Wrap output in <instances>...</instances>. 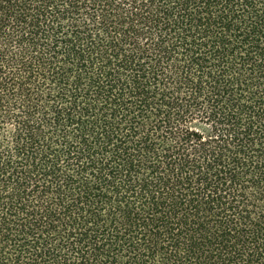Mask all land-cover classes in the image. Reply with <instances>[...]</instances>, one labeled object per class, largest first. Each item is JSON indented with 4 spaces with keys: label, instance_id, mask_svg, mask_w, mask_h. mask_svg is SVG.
Instances as JSON below:
<instances>
[{
    "label": "trees",
    "instance_id": "1",
    "mask_svg": "<svg viewBox=\"0 0 264 264\" xmlns=\"http://www.w3.org/2000/svg\"><path fill=\"white\" fill-rule=\"evenodd\" d=\"M0 264H264V0H0Z\"/></svg>",
    "mask_w": 264,
    "mask_h": 264
}]
</instances>
